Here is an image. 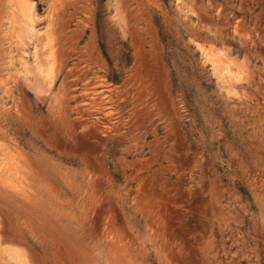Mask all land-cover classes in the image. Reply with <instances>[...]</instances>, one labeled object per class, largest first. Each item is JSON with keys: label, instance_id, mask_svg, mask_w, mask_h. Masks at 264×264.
I'll list each match as a JSON object with an SVG mask.
<instances>
[{"label": "rangeland", "instance_id": "rangeland-1", "mask_svg": "<svg viewBox=\"0 0 264 264\" xmlns=\"http://www.w3.org/2000/svg\"><path fill=\"white\" fill-rule=\"evenodd\" d=\"M0 179V264H264V0H0Z\"/></svg>", "mask_w": 264, "mask_h": 264}, {"label": "bare ground", "instance_id": "bare-ground-1", "mask_svg": "<svg viewBox=\"0 0 264 264\" xmlns=\"http://www.w3.org/2000/svg\"><path fill=\"white\" fill-rule=\"evenodd\" d=\"M0 181H1V179H0ZM62 256V255H61Z\"/></svg>", "mask_w": 264, "mask_h": 264}]
</instances>
